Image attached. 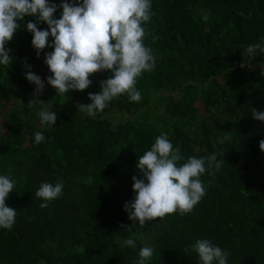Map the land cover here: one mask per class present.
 I'll use <instances>...</instances> for the list:
<instances>
[{"label": "trees", "instance_id": "obj_1", "mask_svg": "<svg viewBox=\"0 0 264 264\" xmlns=\"http://www.w3.org/2000/svg\"><path fill=\"white\" fill-rule=\"evenodd\" d=\"M49 3L59 19L62 0ZM151 3L156 15L143 25L144 43L156 66L137 78L142 99L123 94L94 118L77 105L90 103L88 93L99 92L111 72L92 74L83 91L60 95L47 83L34 96L25 73L51 75L44 59L54 49L37 57L25 25L47 30V23L35 16L18 21L5 45L12 62L0 65V175L15 181L5 203L16 209L13 227L0 228V264H137L146 245L154 255L145 264H200L190 248L197 239L230 252L228 264H264V121L252 115L264 111V53L246 55L248 45H264V0ZM44 105L56 112L55 125H41ZM37 131L45 136L38 145ZM162 132L181 149L179 163L225 151L217 156L224 163L215 176L200 177L206 194L190 213L141 226L124 204L135 198L132 177L142 178L138 157ZM60 181L62 195L40 208V184ZM128 238L135 248L123 245Z\"/></svg>", "mask_w": 264, "mask_h": 264}, {"label": "clouds", "instance_id": "obj_2", "mask_svg": "<svg viewBox=\"0 0 264 264\" xmlns=\"http://www.w3.org/2000/svg\"><path fill=\"white\" fill-rule=\"evenodd\" d=\"M60 7L62 14L55 19L57 5L50 4L49 0H0V65L12 62L11 49L5 45L21 28L18 21L35 16L37 22L48 25L47 30H41L32 21L25 25L32 33L31 43L37 50V57L46 46L54 50L45 53L44 63L51 73L46 83L31 70L25 73L26 79L36 86L34 96L39 97L47 83L60 95L70 90L83 91L92 84V74L109 70L111 76L100 82V91L88 93L91 102L79 103L77 109L94 118L109 102L123 94H127L130 101L139 102L142 96L136 87L137 78L156 66L152 49L144 43L148 33L143 25L156 15L151 0H73L72 3L62 0ZM50 35L54 38L51 45L48 44ZM152 39L155 41L157 37ZM258 53H264V45L247 46L246 55L256 57ZM26 67L30 69L31 65L26 64ZM240 67H246V63H241ZM37 115L42 126L56 124V112L49 111L46 105ZM252 115L264 121V111L252 109ZM226 139L228 137H222L219 142L224 143ZM44 140L42 132L34 133L35 144ZM259 148L264 151V139L259 142ZM224 152L199 158L190 156L181 164L179 162L185 159L181 149L162 132L150 150L138 157L136 168L142 178L132 177L135 198L124 204L128 218L143 226L168 214L190 213L206 194L200 177L206 171L211 176L220 171L224 160H218L217 156L224 157ZM14 187L15 181L10 176L0 175V228L3 229L10 230L15 223L16 209L5 203ZM63 187V181L42 182L35 192V196L43 200L39 207L47 208L50 201L62 195ZM123 245L135 248L136 241L128 238ZM190 248L198 254L200 264H228L231 255L210 239H197ZM153 255L152 246L141 247L137 264H145Z\"/></svg>", "mask_w": 264, "mask_h": 264}, {"label": "rangeland", "instance_id": "obj_3", "mask_svg": "<svg viewBox=\"0 0 264 264\" xmlns=\"http://www.w3.org/2000/svg\"><path fill=\"white\" fill-rule=\"evenodd\" d=\"M44 80H47V76H43ZM200 104V103H199ZM200 106V105H199Z\"/></svg>", "mask_w": 264, "mask_h": 264}]
</instances>
